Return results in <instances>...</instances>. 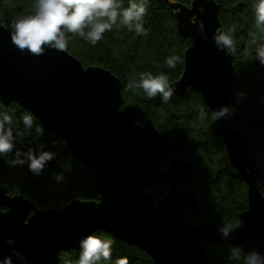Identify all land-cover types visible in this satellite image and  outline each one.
<instances>
[{"label":"water","instance_id":"obj_1","mask_svg":"<svg viewBox=\"0 0 264 264\" xmlns=\"http://www.w3.org/2000/svg\"><path fill=\"white\" fill-rule=\"evenodd\" d=\"M175 8L180 31L192 46L172 88L179 95L189 88L198 91L212 113L229 109L216 121L230 162L248 185V209L227 234L214 222L193 225L186 212L197 208L196 192L179 183L189 182L196 164L175 159L163 169L168 139L150 119L137 121L136 105L121 108V79L103 66L85 67L66 50L45 45L33 54L21 49L0 19L1 100L30 110L62 138L91 169L100 195L99 201L74 199L60 210L39 209L0 186V264L9 259L11 264H59L62 252L80 249L89 233L101 230L139 247L156 264H204L206 242L259 253L257 260L264 264V195L251 143L230 123L233 55L216 40L222 33L217 5L194 0L191 8ZM164 180L171 188L157 201L148 188Z\"/></svg>","mask_w":264,"mask_h":264},{"label":"trees","instance_id":"obj_2","mask_svg":"<svg viewBox=\"0 0 264 264\" xmlns=\"http://www.w3.org/2000/svg\"><path fill=\"white\" fill-rule=\"evenodd\" d=\"M35 0H0V19L13 30L16 19L33 14ZM127 8L132 0H119ZM146 6L143 17L145 35L128 31L126 26L114 25L105 31L95 45L68 32L67 48L85 67L103 66L118 76L122 82V109L129 105L138 107L137 121L151 120L168 139L167 157L163 169L168 170L175 159L193 160L195 168L189 182L179 187L196 192L198 206L186 212L187 219L195 226L214 222L225 227L236 226L240 216L248 209V185L233 167L220 134L217 121L211 120L212 112L205 98L189 88L183 95L173 90L165 102L159 94L149 98L142 89H128L141 73H165L172 87L182 76L185 53L192 40L184 36L178 25L175 5L188 8L194 0H135ZM256 0H215L220 29L233 40L234 89L230 102V123L245 133L251 143L250 153L257 163L259 189L264 195V63L256 56V48L264 43V35L255 26L253 5ZM88 29H85L87 31ZM255 37V43H254ZM176 58V66L168 68L165 60ZM249 85L253 99L239 100V93ZM243 103V104H242ZM204 109V122L199 119ZM0 111L13 116L14 147L0 154V186L10 194H20L34 202L39 209H62L74 199L99 201L91 169L77 160L67 144L55 132L45 129L37 118L33 126L25 128L22 113L28 111L13 102L5 105L0 98ZM22 133V135L18 134ZM35 150L54 153L45 163L40 174L29 169L27 154ZM19 153V155H18ZM24 160V163L12 161ZM171 182L164 180L148 188L157 201L170 190ZM232 228V229H233ZM111 239V256L101 258L97 264H115L121 257H128L129 264H156L151 256L137 246L127 244L113 234L96 232ZM204 264H246L247 254L229 243L206 242ZM82 249L64 251L59 264H78Z\"/></svg>","mask_w":264,"mask_h":264},{"label":"clouds","instance_id":"obj_3","mask_svg":"<svg viewBox=\"0 0 264 264\" xmlns=\"http://www.w3.org/2000/svg\"><path fill=\"white\" fill-rule=\"evenodd\" d=\"M33 8V14L15 20L12 33L13 43L21 49H28L33 54H40L45 45L65 50L68 46L65 34L68 32L78 34L93 45L103 38L105 31L111 30L117 24L126 26L128 31L135 30L137 35L146 34L143 26L146 6L142 2L136 3L135 0H132L127 8L122 7L119 0H35ZM253 8L255 26L264 35V0H256ZM216 40L230 51H234L233 40L227 34L220 33L216 36ZM256 56L264 63V43L257 46ZM165 64L168 68H174L176 58H166ZM127 87L142 89L149 98L159 94L165 102L173 94L168 76L163 72L155 75L152 72L141 73L139 79L128 84ZM228 111L229 109L224 107L214 112L211 120L224 116ZM199 119L204 122V109L200 111ZM36 120L37 117L30 110L22 113V123L25 128L30 129ZM12 125V114L0 111V154L7 153L14 147ZM18 134L22 135V133ZM53 156L54 153L50 151H42L39 155L30 151L27 154L29 169L40 174L45 163ZM12 163H24V160L12 161ZM232 228V225L227 224L223 231L227 234ZM112 244L111 239L89 233L81 241L82 251L78 264H97L101 258H110ZM258 255L259 253L256 252L249 254L246 257V264H259ZM7 264H11L10 259ZM115 264H129V258L126 256L118 258Z\"/></svg>","mask_w":264,"mask_h":264},{"label":"rangeland","instance_id":"obj_4","mask_svg":"<svg viewBox=\"0 0 264 264\" xmlns=\"http://www.w3.org/2000/svg\"><path fill=\"white\" fill-rule=\"evenodd\" d=\"M179 11H180V9H179ZM250 99H253V89L249 85H246L243 88V90H241V92L239 93V100L241 102L242 101L246 102V101H249Z\"/></svg>","mask_w":264,"mask_h":264}]
</instances>
